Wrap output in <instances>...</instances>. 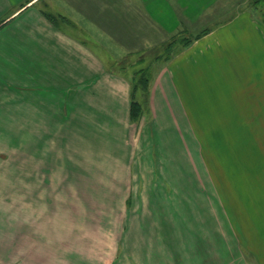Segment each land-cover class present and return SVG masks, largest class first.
<instances>
[{
    "label": "rangeland",
    "instance_id": "374dc122",
    "mask_svg": "<svg viewBox=\"0 0 264 264\" xmlns=\"http://www.w3.org/2000/svg\"><path fill=\"white\" fill-rule=\"evenodd\" d=\"M31 1L0 0V245H15L20 249L17 252L27 253V238H47L44 230H50L55 237L49 239L60 243L54 251L50 250L48 264H109L112 257L123 256L122 243L118 245L122 207H142L152 209L155 213L148 210L147 215L156 220L149 221L146 249L142 243L133 248L132 264H264V231L259 229L261 236H257L253 224V219L264 222V216L252 218L248 204H242L247 213L239 216L240 206L231 196L233 190L225 176L222 181V130L226 125L222 126V113L216 111L222 104L214 99L222 80L207 84L204 80L206 98L201 97L202 103H192L191 109L187 105L186 112L183 109L184 114L193 115L192 124L186 118L183 122L184 118L176 117L181 113L173 104L171 126V110H167L171 104H163L165 109L155 111L150 102L151 81L147 79L152 71H140V62L135 65L132 59L113 71L132 77L131 98L140 106L139 120L119 127L112 122H120L110 115L106 116L112 119L110 126L104 125L100 121L107 118L97 120L83 106L82 116L96 120L93 125L76 122L77 127L70 130L61 121L63 112L75 113L70 96L73 88L40 87L39 83L47 84L48 78L39 77L42 72L29 71L35 78L32 83L27 65L14 55L29 48L27 31L20 30L14 21L1 30ZM259 9L264 11V5ZM258 17L264 20V13L259 12ZM195 37L181 32L156 51L153 58H172ZM26 79L30 82L29 92L22 87L27 84ZM229 84V79L224 80L225 86ZM227 94L235 98L239 92L227 88ZM227 119L230 123L237 121ZM247 119L244 121L248 123L255 121ZM52 121H58L56 130L50 128ZM261 123L264 125V119L255 121L256 132L262 131ZM238 128L231 129L225 137L230 139L229 133L238 134ZM242 135L244 139L245 134ZM246 138L253 144L247 164L259 171L253 174V181L264 185V157L257 154L264 135ZM252 154H256L254 160ZM239 164L235 156L234 166ZM246 170L244 167L242 172ZM232 181L236 183L235 178ZM237 194H244L241 186ZM259 199L264 201V195ZM88 208H107L97 227L93 221H86ZM172 211L179 219L189 217L188 228L182 226L181 219L179 226L175 224ZM42 213L51 214V222L43 227ZM64 218L65 227L59 228L56 222ZM140 227L143 232L145 228ZM252 243L254 252L247 245ZM201 252H207V256ZM72 256H77L75 261ZM84 256L91 258V262Z\"/></svg>",
    "mask_w": 264,
    "mask_h": 264
},
{
    "label": "crops",
    "instance_id": "0c3cea01",
    "mask_svg": "<svg viewBox=\"0 0 264 264\" xmlns=\"http://www.w3.org/2000/svg\"><path fill=\"white\" fill-rule=\"evenodd\" d=\"M41 2L43 6L39 7ZM263 5L264 0H33L14 15L12 21L21 27L20 30L27 31L30 46L24 53L27 55L25 61L28 70L42 72L39 77L49 80V85L40 81L43 84L39 83V86L73 88L70 96L76 107L74 112L79 119H93L91 125L101 118L108 119L100 121L102 124L110 123L112 119L106 117L110 115L120 122H112L114 125L122 127L126 123L131 124L132 77L128 78L124 72L113 71L114 67L127 64L129 60L134 59L135 65L140 62L137 68L140 71H152L150 102L154 104L155 111L165 109L163 104H171L170 109H167L171 110V126H174L173 104L174 109L181 113L176 117L184 118L183 122L186 118L187 123L192 124L190 119L193 115L184 114L183 109L186 112L187 105L191 109L192 103L203 102L201 97L206 98L208 82L222 80V87L214 98L222 104L216 111L222 113L219 115L222 117V126L226 125L225 131L222 130V181L225 176L233 190L231 196L240 206V212L236 210L239 216L247 213L242 204H248L249 210L253 211L249 212L251 217H263L264 201L259 198L264 195V185L258 186L253 181V174L259 171L247 164L253 144L246 138V135H264V127H259L262 131L257 132L254 127L256 120L264 119V20L258 17L259 12L264 13L259 9ZM46 13L65 21L52 23L46 18ZM208 27V31L183 47L174 57L162 60L153 58L156 51L163 49L172 37L181 32L198 36ZM227 79L230 80L229 86L224 85ZM227 88L237 90L238 97H230ZM83 106L86 111L95 114L96 119L84 118ZM227 111L229 115H225ZM227 118L237 121L230 123ZM247 118L255 121L248 123L244 121ZM235 128L239 129L238 134L229 133L230 139L225 137L228 132H232L231 129L236 131ZM242 134H245L244 139L240 137ZM260 143L257 154L260 152V157H264V142ZM235 156L240 162L238 166H234ZM255 157L256 154H252V159ZM244 167L247 169L245 173L242 172ZM233 178L236 183L232 181ZM240 186L244 192L242 196L237 194ZM122 208L118 245L122 243L123 256L112 257L109 264H132L133 248L142 243L146 249L149 221L156 220L148 217V210L149 213H155L150 208ZM106 210L88 208L86 221H93L96 224L94 227H97L98 223H102V215L107 214ZM174 213L172 211L170 214L175 224L179 226L178 221L181 219L182 226L188 228L189 217L179 219L173 216ZM40 217L44 223L42 227L51 222L50 213H42ZM65 221V218L64 221L59 219L56 225L65 227ZM253 224L255 234L261 236L257 231L262 228L264 231L263 220L253 219ZM142 225L145 228L143 232ZM44 231L47 234L42 235L48 239L43 236L42 239L33 236L27 238V253L17 252L20 249L15 245H0V264H48V255L60 242L49 239L54 236L52 231ZM186 232L185 241L188 244V229ZM59 236L57 240L60 241V232ZM247 245L252 252L256 250L253 243ZM116 252L118 254V249ZM84 257L91 262V258ZM71 258L75 261L77 256Z\"/></svg>",
    "mask_w": 264,
    "mask_h": 264
},
{
    "label": "trees",
    "instance_id": "16d2710c",
    "mask_svg": "<svg viewBox=\"0 0 264 264\" xmlns=\"http://www.w3.org/2000/svg\"><path fill=\"white\" fill-rule=\"evenodd\" d=\"M45 16H46V18L49 20V21H51L52 23H56L57 21H59V20H61V21H65V20H63L61 17H58V16H54V14H50V13H46L45 14ZM11 21H12V19L10 20V21H8L7 23H4V25L1 27V30L5 27V26H7L9 23H11ZM1 26V25H0ZM200 36H197V37H195L192 41L191 40H188L187 41V43H185L186 45H188V44H190L191 42H193L194 40H196V39H198ZM184 44V45H185ZM15 56H16V58L18 59V56H20L22 59H23V63L24 64H26V59H27V55L26 54H24V53H18V54H14ZM27 65V64H26ZM29 71L30 70H28V76H29V79L31 80V82L32 83H34L35 81H34V79L35 78H33V77H31L30 76V74H29ZM27 80V79H26ZM150 80V78L149 79H147V81H149ZM146 83H148V82H145V84ZM30 85V82L27 80V84L26 85H22V87H23V89L25 88L26 89V87H27V90H26V92H29L30 90H31V87L29 86ZM36 85V84H35ZM38 85V84H37ZM41 87V86H40ZM73 112V111H72ZM64 113V115H63V120L61 121V122H63V123H65L66 125H67V127L71 130L72 128L71 127H77V123H80V122H85L87 125H89L90 124V121H86L85 119V121H83L82 119H79L76 115V113H73V114H71V115H69L68 113H67V111L66 112H63ZM140 116H141V110H140V106H139V104L136 102V101H131L130 102V113H129V120H130V122H137L138 120H139V118H140ZM74 117H76L77 119H75ZM75 120V121H74ZM53 122V121H52ZM56 122H58V121H54L53 122V126H51L50 128H52V130L55 128V130L57 129L56 127H55V125H56ZM77 122V123H76ZM70 125H72V126H70ZM48 127H46L45 129H47ZM201 254H203L204 256H207V252H201Z\"/></svg>",
    "mask_w": 264,
    "mask_h": 264
}]
</instances>
